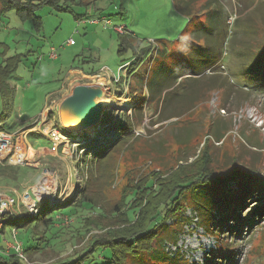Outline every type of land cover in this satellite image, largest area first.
Listing matches in <instances>:
<instances>
[{"label": "rangeland", "instance_id": "obj_1", "mask_svg": "<svg viewBox=\"0 0 264 264\" xmlns=\"http://www.w3.org/2000/svg\"><path fill=\"white\" fill-rule=\"evenodd\" d=\"M1 1L0 71L8 72L13 95H0V124L14 152L0 157V212H36L37 204L26 206L23 198L40 179L31 191L41 212L68 194L61 204L79 203L76 213L88 217L91 229L58 214L54 244L24 253V261L50 264L79 253L90 234L104 232L96 225L129 228L110 212L134 185L160 184L163 198L208 155L220 178L233 169L248 175L234 172L222 186L199 184L181 197L176 216L164 222L171 235L158 239L168 259L127 252L122 264H264V185L250 179H264V0H207L203 7L206 0H197L196 18L177 9L176 0H69L65 10L43 3L34 18L2 9ZM117 25L149 48L136 66L135 59L122 63L133 52L118 51V32H130ZM178 74L198 80L193 91L179 87L166 102L146 103L151 84ZM79 83L101 84L104 103L99 121L73 139L63 135L58 106ZM29 133L48 142H30ZM20 150V161L13 159ZM7 239L0 235L1 253L13 248ZM92 255L90 262L103 264L110 252Z\"/></svg>", "mask_w": 264, "mask_h": 264}, {"label": "trees", "instance_id": "obj_2", "mask_svg": "<svg viewBox=\"0 0 264 264\" xmlns=\"http://www.w3.org/2000/svg\"><path fill=\"white\" fill-rule=\"evenodd\" d=\"M10 1H13L14 4L10 5ZM176 1H178L177 9H179L182 13H192L194 18L197 17L196 10L194 11L192 9L193 3H195L197 0ZM67 2H69V0H37V2L34 0H2L1 8L7 9L10 7H15L16 13L22 18H28L30 16L34 18L35 16L33 10L40 4L48 3L50 6L55 7L58 10H65L68 9V6L66 4ZM206 2L207 0L201 3L200 7H203ZM209 29L210 31H212L211 27ZM125 30L129 31L126 27ZM129 32L130 33L125 34H121V32H118V51L120 52L122 49H125L126 47L128 48V46H130L133 55L130 60H126L122 63L130 62L135 59V62L132 63L136 66L142 62L144 56L148 53L149 48L141 47L137 40L130 36L131 34H133V32ZM131 40H133L134 42L136 41V44L132 46V43L134 42H132ZM260 59L263 63L264 48L262 49V52L260 54ZM207 69L208 68H205L201 72L193 73V75L202 74V72ZM7 73L8 72L5 73L3 71H0V95L3 97V99L5 98V100L11 98V96L13 95V88H11L6 82V79L8 78ZM182 75L184 74H178L176 77L168 78L165 80L163 79L162 81H156L151 84L149 87L150 89L148 88L151 96L147 97L146 103H158V101L163 103L167 101L168 94L173 92L175 94L176 89L179 87H181V91H184V93L186 91L188 92L192 90V87H196L195 83L198 80H196L195 77L192 78V76H189L179 79V77H181ZM147 82L148 80L145 81V85ZM155 83H157V85H155ZM184 93L182 92L180 94L183 95ZM140 98L141 99L133 104V107L136 106L137 103L142 101V97ZM125 103H127L126 98ZM137 108L139 109L138 106ZM5 128L6 127L4 125L0 124V131L4 130ZM28 137L31 142L37 139L43 140L42 143L48 142L39 134L29 133ZM114 141V139H111L107 141L104 146ZM207 156L204 155L205 159L202 160L201 165L195 173L190 174L188 177L183 178L181 181H174L173 183H171L168 186L169 190L163 198H158V194L161 191L162 185L154 183L152 179H150V181L153 182V185L149 187L134 185L131 188V191L124 195L122 205L121 203L115 204L114 209H112L110 212V214H112L113 216H119V214L121 217L123 216V222L131 224L129 228L128 226H126L123 229L120 228L121 230L119 232H116L113 226L103 227V225H96L95 227L104 229V232L102 234H90L87 237L86 245L82 248V250L78 251L79 253H77L76 251V254L73 253L74 255L67 256L50 264H96L90 262V260L92 259L91 256H93L92 254L96 250H109L110 255L103 262V264H122V259L127 252H130V254L132 255L138 256L141 255L140 252H146L147 256H149L150 259H153L152 255H154V253H157V255L161 254L163 259H168L167 254L160 251V240L158 239L160 236L171 235V232L170 234L166 232L170 229L166 225L164 226V222L168 218L176 216L177 210L180 208L181 197L184 196L192 188H196L199 184L200 186H205L207 184H218L219 186H222L227 182V180L234 176V172L244 177L248 175L244 174L245 172H242L241 170L233 169V173L231 176L220 178L216 172L212 171L213 167L210 166L211 157ZM251 177L252 178L250 179H254L253 182H258L261 185H264V179L260 180L262 178L259 179L258 176L254 175H251ZM253 182L251 181V183ZM146 188H149L148 192H146ZM241 188L243 189V187ZM144 192L146 193V195H150V198L154 199L146 198V196H144ZM140 199H143V204L140 203ZM40 201L41 200L37 202L36 212H29L27 210H24V212L20 213L0 212V235L2 234V237H5L6 235L9 236L10 240L7 239L5 242L11 241L12 244L15 241L20 242L21 251L23 252V257H20L18 252L14 248H8L7 253H1L0 251V264H27L24 261V253L26 255H29L36 249H41L48 245H53L55 241L54 238L56 237V232L52 230V227L56 223L55 221L58 220L55 218L58 214L62 216H68L70 218H75L77 220V224H80V221L82 223L83 218L80 219V216L76 213L77 207H80L79 203L69 205L70 203L67 202L64 204L60 203L59 205L55 206L57 202H47L48 209L51 207L52 208L49 210V213H46L45 211L41 212L38 209V203ZM94 206L95 205L92 203L91 207L94 208ZM129 210L133 212L132 217H129L127 215V212ZM100 214L102 213L100 212ZM87 220L88 217L83 220V225H86ZM116 221H119V218H117ZM86 226L89 227L88 224ZM2 249L5 250L4 245ZM143 256L144 254L141 257Z\"/></svg>", "mask_w": 264, "mask_h": 264}, {"label": "water", "instance_id": "obj_3", "mask_svg": "<svg viewBox=\"0 0 264 264\" xmlns=\"http://www.w3.org/2000/svg\"><path fill=\"white\" fill-rule=\"evenodd\" d=\"M99 86L102 87L98 83L75 84L69 94L60 101L58 116L65 129L63 133L65 136L73 139L78 138L76 132L86 130L99 121L101 112L97 116L95 115L98 108L96 97L100 90ZM64 118L71 119L72 123H67ZM90 123L91 125H89Z\"/></svg>", "mask_w": 264, "mask_h": 264}, {"label": "built area", "instance_id": "obj_4", "mask_svg": "<svg viewBox=\"0 0 264 264\" xmlns=\"http://www.w3.org/2000/svg\"><path fill=\"white\" fill-rule=\"evenodd\" d=\"M106 23H109V20H107L106 21ZM121 25V24H120ZM120 25H117V27L118 26H120ZM121 28H120V30L122 29V27H125V25L124 26H120ZM115 28H116V26H115ZM124 29V28H123ZM74 43V41H73V39H71V38H69L68 39V41H67V44H73ZM56 55H57V52H56V50L55 49H53V48H51V50H50V52H49V56L50 57H52V58H54V57H56ZM120 76H118V77H115V79H118ZM105 89V88H104ZM3 132H6V131H3ZM7 133H9V132H6V134H4V133H2V131H0V157H4V156H6L7 154H10L11 152L13 153L14 151H13V145H12V143H11V140L9 139L10 138V134H7ZM50 134H51V136H53V137H55V136H57V132L56 131H51L50 132ZM62 134V133H61ZM64 135V134H63ZM65 136V135H64ZM67 138V137H66ZM82 138L83 139H81L80 140V142H84V136H82ZM78 139H79V135H78ZM87 142H89V141H87ZM53 150L55 149V147L53 146V148H52ZM22 156H23V153L21 152V150L18 152V153H14V154H12V158L13 159H15V160H19L20 158H22ZM20 161V160H19ZM31 190L33 189V188H30ZM35 189V188H34ZM31 190H29V191H25L24 193H25V195H24V198H23V203L26 205V206H29V207H31L33 204V202L34 203H36L37 204V202L39 201V200H37V196H36V193L35 192H33V191H31ZM34 206H35V211H36V205L34 204ZM33 206V207H34ZM29 210H32V209H30V208H28ZM12 247L18 252V254H19V256L20 257H23V254H22V251H21V246H20V242H18V241H15L13 244H12ZM21 252V253H20Z\"/></svg>", "mask_w": 264, "mask_h": 264}, {"label": "bare ground", "instance_id": "obj_5", "mask_svg": "<svg viewBox=\"0 0 264 264\" xmlns=\"http://www.w3.org/2000/svg\"><path fill=\"white\" fill-rule=\"evenodd\" d=\"M100 87V90L97 94V97H96V101L98 103V108L96 109L95 111V115L97 116L100 112H102V106H103V103H104V90L101 86ZM106 100V99H105ZM65 120H67V123H72V120L71 119H67V118H64ZM88 125V124H87ZM91 125V123L89 124ZM69 198L68 194L64 195L63 198L61 199V201L59 202H63L65 201V199Z\"/></svg>", "mask_w": 264, "mask_h": 264}, {"label": "crops", "instance_id": "obj_6", "mask_svg": "<svg viewBox=\"0 0 264 264\" xmlns=\"http://www.w3.org/2000/svg\"><path fill=\"white\" fill-rule=\"evenodd\" d=\"M120 24H123V23H120ZM124 103H125V100H124ZM29 138V137H28ZM35 141V140H34ZM31 142V141H30ZM39 181H40V179L39 180H37L35 183H33L32 185H29V186H31V188H35L37 185H39Z\"/></svg>", "mask_w": 264, "mask_h": 264}]
</instances>
